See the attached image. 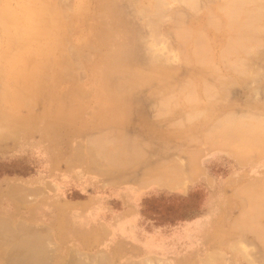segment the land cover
I'll list each match as a JSON object with an SVG mask.
<instances>
[{
  "label": "rangeland",
  "instance_id": "rangeland-1",
  "mask_svg": "<svg viewBox=\"0 0 264 264\" xmlns=\"http://www.w3.org/2000/svg\"><path fill=\"white\" fill-rule=\"evenodd\" d=\"M197 1L149 27L148 0H0V264H28L19 224L47 264H264V135L248 154L239 126H264V1Z\"/></svg>",
  "mask_w": 264,
  "mask_h": 264
},
{
  "label": "bare ground",
  "instance_id": "bare-ground-1",
  "mask_svg": "<svg viewBox=\"0 0 264 264\" xmlns=\"http://www.w3.org/2000/svg\"><path fill=\"white\" fill-rule=\"evenodd\" d=\"M149 1V5H147L148 7L150 6V9H151V15L149 16V21L147 22V25H150L151 24V22L152 21H154L155 19H157V17H159V16H161L162 14H163V12H164V4H166V2H165V0H148ZM179 1H180V3H187V7H188V4L190 5V7H193V9L195 10L196 8H199V7H196V5L198 4V6H199V3H198V1L197 0H178V3H179ZM182 1V2H181ZM197 1V2H196ZM251 1H253V0H222V3H223V5H222V7H221V9H222V11H223V13L225 14V15H227L229 18H230V20L232 19V18H235V19H237L236 18V16L238 17V12L241 10V11H243L244 12V6H246L247 5V2L249 3H251L252 5H254L253 4V2H251ZM257 1H259V0H257ZM261 1V0H260ZM264 1V0H263ZM137 2V1H136ZM148 3V2H147ZM179 3V4H180ZM255 4H256V2H254ZM185 6V5H184ZM185 6V7H186ZM250 6V5H249ZM250 7H252V6H250ZM189 8V7H188ZM259 8H261L262 9V7L260 6ZM144 9V8H143ZM141 10L140 12H141V14L143 13L145 16H146V14L143 12L144 10ZM146 9V8H145ZM190 9H192V8H189V10ZM192 9V10H193ZM252 9H253V7H252ZM68 10V9H67ZM202 10V9H201ZM249 10H250V8H249ZM197 11H198V9H197ZM197 11H196V13H197ZM241 11H240V14H241ZM260 11V10H259ZM219 12V11H218ZM245 12H248V9H247V11H245ZM195 13V12H194ZM200 13V12H199ZM251 13H253V12H251ZM259 13V12H258ZM181 14V13H180ZM221 14V13H220ZM223 14V15H224ZM211 15V17H213L212 16V13L210 14ZM215 15V14H214ZM243 15H245V13L243 14ZM248 15H249V13H248ZM139 16H141V15H139ZM143 16V15H142ZM144 16V17H145ZM180 16V15H179ZM251 16V15H250ZM147 18H148V16H146ZM216 17H217V15H216ZM143 18V17H142ZM218 18V17H217ZM217 18H216V20H217ZM242 18V17H241ZM247 19V18H246ZM250 19V18H249ZM256 19V18H255ZM148 20V19H147ZM146 20V21H147ZM215 20V21H216ZM229 20V21H230ZM239 20V19H238ZM244 21H245V19H243ZM251 20V19H250ZM231 21H234V20H231ZM230 21V22H231ZM237 20H235V22H236ZM183 21L181 20V22L178 20H176V26L178 27V28H176V30L177 29H179V30H177L178 32H179V36L181 35V33H182V35L184 34L185 35V33H184V31L186 30V27L185 26H183L184 24L182 23ZM226 22H227V20H226ZM180 23V24H179ZM237 23V22H236ZM235 23V24H236ZM257 22H255V24H256ZM154 23L152 22V25H153ZM235 24L233 25V26H235ZM147 25H146V27H147ZM155 25V24H154ZM237 25H238V23H237ZM250 25H251V23H250ZM250 25H249V27L248 26H246V28H251L250 27ZM145 26V25H144ZM245 26V25H244ZM243 26V27H244ZM149 27H151V25L149 26ZM149 27L147 28V29H149ZM183 27H185L184 29H183ZM153 28V29H152ZM152 30H151V32H150V29H149V33H150V35L151 36H149V37H152V33H153V30H154V27L152 26ZM157 28V27H156ZM189 29V28H188ZM5 30H6V28H5ZM181 30V31H180ZM238 30V29H237ZM240 30V29H239ZM250 30V29H249ZM190 33L189 32V30H187L186 31V35H187V38H189L190 36L188 35V34ZM253 34V33H252ZM155 35V34H154ZM185 35V36H186ZM197 35V34H196ZM155 36H157V35H155ZM178 36V37H179ZM184 36V37H185ZM189 36V37H188ZM158 37V36H157ZM163 37V36H162ZM159 38H161V36L160 37H158V39ZM201 41H202V43L203 42H205L204 41V39L202 38V33H201ZM151 39V38H150ZM150 39H149V41H150ZM152 39H154L153 40V43L155 42V45H156V43H158V42H160L161 41V39H160V41H158L157 42V40H155V37H153ZM152 39H151V41H152ZM167 39H169V38H167ZM192 39V38H191ZM240 39V38H239ZM249 39V38H248ZM196 42H198L197 40H199V38L198 39H196V37H195V39H194ZM250 40V39H249ZM248 40V41H249ZM163 41H164V39H163ZM194 41V42H195ZM200 41V40H199ZM193 42V41H192ZM193 42V43H194ZM201 42H200V44H202ZM151 44V43H150ZM200 44H198L200 47H201V45ZM205 44H206V42H205ZM158 45H159V43H158ZM166 45V44H165ZM192 45H194V44H192ZM204 45V44H203ZM202 45V48H204V46ZM171 46V45H170ZM199 46L197 47L198 49H199ZM167 47V46H166ZM169 47V46H168ZM167 47V48H168ZM192 47V46H191ZM155 48V47H154ZM164 49V48H163ZM193 50H194V48H193ZM205 50V49H204ZM208 50V49H207ZM151 51V50H150ZM171 51V50H170ZM196 51H198V52H200L199 50H196ZM249 51V50H248ZM178 52V51H177ZM195 52V51H194ZM204 52H206V50L204 51ZM157 53V52H156ZM196 53V52H195ZM202 53V52H201ZM189 54V53H188ZM190 54H192V53H190ZM194 54V53H193ZM197 54V53H196ZM160 55V54H159ZM198 55H199V53H198ZM203 55H208L207 54V52H206V54H203ZM202 55V56H203ZM229 55V54H228ZM247 55H248V53H247ZM161 56V55H160ZM176 56V55H175ZM180 56V55H179ZM195 56V55H194ZM230 56V55H229ZM154 57V58H153ZM151 59H152V61H156L157 60V58L155 57V56H153ZM189 57V56H188ZM187 57V58H188ZM196 57V56H195ZM189 58H191V57H189ZM222 58V57H221ZM180 59V58H179ZM190 60H192V59H190ZM227 60V59H226ZM152 61H150V65L152 66V64H153V62ZM204 61V60H203ZM151 62H152V64H151ZM158 62H159V60H157L156 61V66L157 67H155L156 69H157V72H156V69H154V70H151V69H139V71L141 72V74H142V77H145V78H143L142 80H144V83L145 82H147V83H151L152 82V80H149L150 78H154L155 76H158V78H155L154 80H156V79H158V80H160V79H163V80H167L168 79V81H169V76H168V73L170 74V72H172V69L171 70H169V68L166 70V68L164 69V68H162V66H164L163 64H158ZM161 62V61H160ZM155 63V62H154ZM155 65V64H154ZM160 65V66H159ZM162 69V70H161ZM169 71V72H168ZM136 72H138V70L136 71ZM174 72V71H173ZM141 74L138 76V77H141ZM172 74V73H171ZM171 74H170V76H171ZM175 73H173V75H174ZM138 75V74H137ZM139 79V78H138ZM139 81V80H138ZM192 81V80H191ZM190 80H189V82H191ZM155 82V81H154ZM159 82V81H158ZM164 82H166V81H164ZM142 83H143V81H142ZM143 83V84H144ZM162 83V82H161ZM180 83V82H179ZM185 83H188L187 81L185 82ZM184 83V84H185ZM192 83V82H191ZM191 83H188V84H190V85H192ZM159 84V83H158ZM183 84V85H184ZM146 85V84H145ZM171 85V84H170ZM174 85V84H173ZM177 85V84H176ZM175 85V88H178V85L176 86ZM166 86V85H165ZM186 86V85H185ZM164 87V86H163ZM194 87V86H193ZM160 88V87H159ZM188 88V87H187ZM156 89V88H155ZM158 89V88H157ZM160 89H162V88H160ZM158 90V92H160L161 90ZM164 89V88H163ZM169 89H171V87L169 88ZM173 89V88H172ZM189 89V88H188ZM194 89V88H193ZM173 90H175V89H173ZM178 90V89H177ZM155 91H157V90H155ZM169 91V90H168ZM192 91V90H191ZM161 92H163L164 93V91L162 90ZM167 94V93H166ZM192 94V93H191ZM190 94V95H191ZM161 95V94H160ZM156 97V96H155ZM166 97H167V95H166ZM162 100V99H161ZM163 100H165L164 98H163ZM163 102V101H162ZM161 105V104H160ZM165 108V107H164ZM166 109V108H165ZM191 114H194L193 112H190ZM190 113H189V115H190ZM220 121H223V119L222 120H220ZM225 121V122H224ZM224 123H233V121L234 120H231L230 118H228V120H226L225 118H224ZM236 122V121H235ZM234 122V123H235ZM259 121H257V123H258ZM261 122V121H260ZM263 122V121H262ZM219 123H221V122H219ZM241 123H242V126H243V131H245V133H246V135H248V134H254V135H251L250 137H248V138H246L244 141H243V145L245 144V146L247 147V150H246V152L248 153V151H251V153H259L260 151L261 152H263V148L261 149V150H257V151H259V152H257L256 150H253L252 148H254L255 147V143H260L261 141V136H263L264 135V126H262V124H261V126L260 127H258V128H256L257 126H256V124H255V127L254 128H251L250 126H248L247 125V123L246 122H240V124H239V126L241 125ZM259 124V123H258ZM251 125V124H250ZM233 126V125H232ZM251 126H253V125H251ZM224 127H226L225 125H224ZM235 127V126H234ZM262 127V128H261ZM213 127L211 126L210 127V129H212ZM220 128H222V127H220ZM233 128V127H232ZM224 129H226V128H224ZM223 129V130H224ZM217 131V130H216ZM241 132V131H240ZM224 133V132H223ZM237 133V132H236ZM242 134H243V132H241ZM230 134V133H229ZM122 135V134H121ZM239 135H241V134H239ZM229 136V135H228ZM249 136V135H248ZM235 137H236V135H235ZM243 137V136H242ZM116 138V137H115ZM221 139H223V138H221ZM264 139V138H263ZM89 140V139H88ZM102 140V139H101ZM118 140H121L120 138L118 139ZM117 140V141H118ZM133 140V139H132ZM224 140V139H223ZM234 140H235V138H234ZM237 140V139H236ZM134 141V140H133ZM260 141V142H259ZM92 142V141H91ZM101 142V141H100ZM100 142H96V143H100ZM114 142H116V140L114 141ZM224 142V141H223ZM226 142H227V140H226ZM263 142V141H262ZM93 143V142H92ZM95 143V142H94ZM93 143V144H94ZM131 143V142H130ZM135 142H133V144H134ZM222 143V142H221ZM242 143V142H241ZM127 144V143H126ZM254 144V145H253ZM89 145V144H88ZM108 145H109V143H108ZM242 145V144H241ZM263 145V144H262ZM226 146V145H225ZM244 146V147H245ZM249 146H252V148H250ZM118 147H119V145H118ZM230 147V146H229ZM259 147H261L260 145H259ZM97 148V147H96ZM233 148V147H232ZM256 148V147H255ZM98 149H99V147H98ZM101 149V148H100ZM114 149H116V148H114ZM125 149V148H124ZM127 149H129V148H127ZM96 150V149H95ZM103 150V149H102ZM121 151H122V149H120ZM106 151V150H105ZM104 151V152H105ZM108 151V150H107ZM112 151V150H111ZM102 153V152H101ZM92 154V153H91ZM123 154H124V152H123ZM123 154L121 155V157H123ZM134 154H135V152H134ZM137 154H138V156H139V153H138V151H137ZM249 154V153H248ZM260 154V153H259ZM96 155V154H95ZM104 155V154H103ZM239 155H241V153L239 154ZM263 155V154H262ZM242 156H244L243 154H242ZM242 156H240V157H242ZM250 156V155H249ZM106 157V156H105ZM115 157V156H114ZM257 157V156H256ZM117 158V157H116ZM120 157H118V159H119ZM135 158V157H134ZM137 158V157H136ZM122 163H123V160H122ZM149 171V170H148ZM169 171V170H168ZM144 173V172H143ZM153 173V172H152ZM155 173V172H154ZM146 174H148V173H146ZM160 174V173H159ZM158 174V175H159ZM167 174V173H166ZM157 175V176H158ZM160 177V176H159ZM156 178V177H155ZM158 178V177H157ZM157 180H159V179H157ZM155 181V180H154ZM144 181H142L141 183H143ZM147 183V182H146ZM145 182L143 183V184H146ZM173 184H174V182H173ZM177 185V184H176ZM182 185V184H181ZM252 189V188H251ZM13 191H15V194L18 196L21 192L22 193H24L23 191H18V194H17V191L14 189ZM11 193L13 194V195H15L12 191H11ZM21 193V194H22ZM264 194V193H263ZM262 194V195H263ZM23 195V194H22ZM26 195V194H25ZM22 196V197H20V196H18V197H20V198H18L19 200H21V201H24V199H25V197L26 196ZM252 195V194H251ZM261 195V196H262ZM258 196V195H257ZM253 198H256V193H254L253 194V196H252ZM259 198V197H258ZM259 200V199H258ZM258 204V203H257ZM248 205V204H247ZM253 205H254V203H253ZM256 205V204H255ZM254 205V206H255ZM257 206V205H256ZM259 207H260V205H258ZM3 220H5L4 222H6V219H3ZM3 221H0V233H3L2 231L3 230H6V231H4L6 234L9 232H11V231H13V229L14 228H12V226L10 227V224H6V223H4ZM23 222V221H22ZM21 222V223H22ZM24 223V222H23ZM7 226H6V225ZM259 225V224H258ZM1 229H3V230H1ZM16 229H19V230H21V231H24L23 233H25L24 234V236H23V233H22V236L23 237H21L22 239H21V241L19 242V244H18V246L19 247H22V248H26V250H29V251H31L30 252V254H28V253H26L27 254V257H25V261L24 262H28V264H47L46 263V261H47V259H46V254H47V252H45L46 251V249H44L43 250V248H45L43 245L45 244L44 242H45V240H46V235H41V233L38 235V232L37 233H32L33 232V230H30L26 225H24V224H19L18 226H16ZM261 229V228H260ZM30 230V231H29ZM29 231V232H28ZM28 234H27V233ZM8 233V234H9ZM12 233V232H11ZM4 234V233H3ZM27 234V235H26ZM1 235V234H0ZM258 235V234H257ZM16 237V236H15ZM19 238H20V236H18ZM18 237H16V238H18ZM18 238V239H19ZM48 239H49V237H48ZM48 239H47V241H48ZM20 240V239H19ZM9 242V241H8ZM8 244H10V243H7L6 245H8ZM1 248H3V243H1L0 242V249ZM2 250V249H1ZM21 250H23V249H20V251ZM3 252V251H2ZM9 252V251H8ZM45 252V253H44ZM21 253V252H20ZM44 254V255H43ZM9 255V254H8ZM21 255V254H20ZM19 255V256H20ZM24 256V255H23ZM23 256L22 257H20L21 259H24L23 258ZM210 256V255H209ZM213 256V255H212ZM7 258H8V256H7ZM10 258V257H9ZM13 258V257H12ZM15 258V257H14ZM13 258V259H14ZM19 258V259H20ZM210 258V257H209ZM6 259V258H5ZM106 259V258H105ZM102 260V259H101ZM214 260H215V258H214ZM22 261V260H21ZM108 261V260H107ZM106 261V262H107ZM99 262V261H98ZM104 262V261H103ZM102 262V263H103ZM105 262V264H107ZM18 263V262H17ZM22 263V262H21ZM100 263V262H99ZM6 264H8V263H6ZM74 264V263H73ZM98 264V263H97ZM207 264V263H206Z\"/></svg>",
  "mask_w": 264,
  "mask_h": 264
},
{
  "label": "crops",
  "instance_id": "crops-1",
  "mask_svg": "<svg viewBox=\"0 0 264 264\" xmlns=\"http://www.w3.org/2000/svg\"><path fill=\"white\" fill-rule=\"evenodd\" d=\"M254 153V152H253ZM256 193L255 191L253 192V194ZM264 193V188H262V191H260V194H256V198H252L254 201V204L259 205V202H257V200L261 197V195ZM258 195V196H257ZM264 196V194L262 195ZM259 197V198H258ZM258 203V204H257ZM262 216V215H261ZM264 216V213H263ZM49 231V230H48ZM60 233V232H59ZM61 234V233H60Z\"/></svg>",
  "mask_w": 264,
  "mask_h": 264
}]
</instances>
